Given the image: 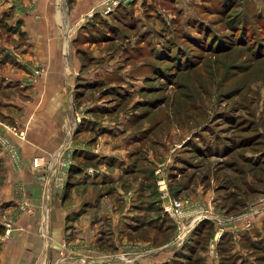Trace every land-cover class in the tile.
I'll use <instances>...</instances> for the list:
<instances>
[{"label":"rangeland","instance_id":"rangeland-1","mask_svg":"<svg viewBox=\"0 0 264 264\" xmlns=\"http://www.w3.org/2000/svg\"><path fill=\"white\" fill-rule=\"evenodd\" d=\"M35 1L24 4L23 0H11L9 6L25 10ZM114 2L93 0L82 16L89 25L77 31L73 46L67 44L65 57L74 54L81 59V67L97 77L84 79L83 84L75 80V87L73 90L70 87L63 101L73 113L75 127L85 125L79 129L80 135L86 134L87 138L96 135L87 130V125L97 128L98 123L104 127L100 128L102 131H109L108 135L101 133L106 140L108 137L112 140L114 133L123 136L134 132L141 142L132 143L128 150L137 148L138 156L146 153L153 157L159 169L165 167L166 171L176 164L174 154L182 149L192 154L188 158L195 165L190 169L182 174L172 169L177 175L171 181L167 176L158 179L164 190L160 196L166 195L163 202H172L187 195L181 209L189 211V223L200 213L210 214L215 221V225L203 231H195L192 226L184 233L175 222L174 234L154 231L153 252L141 256L154 258L152 264H264L262 251L249 249L246 252L249 255L229 256L218 245L219 226H237L246 217L255 216L258 212L249 215L248 210L264 195V29L257 23L260 13L264 14V0H192L182 4V10L161 0H152L149 5L146 1L143 6L142 0H133L123 7L129 10ZM99 5L113 7L101 15L94 11ZM57 6L65 10L62 2ZM0 28V36L8 38L10 34ZM18 42L12 40L10 47L21 56ZM101 55L107 60L89 61ZM35 68L39 72L30 75ZM45 74V64H33L24 81L36 82ZM118 121L122 123L121 132H117ZM217 140L219 149L214 145ZM103 142L99 139V146ZM91 144H97L95 138ZM198 148H205L207 156L199 157L200 153L192 152ZM216 150H220L217 155L213 154ZM75 155L72 150V160ZM138 156L132 160L139 166L148 162ZM249 158H262L263 162L253 164ZM37 179L43 181L44 173H38ZM169 182L172 188H181L183 184L187 187L171 192ZM198 185L204 191H217L227 198L220 203L210 199L194 203L190 194ZM101 230L108 234L105 225H101ZM151 232H139L138 241L152 243ZM180 239L182 242L178 244L176 240ZM105 251V259L114 263L134 255L119 253L108 244Z\"/></svg>","mask_w":264,"mask_h":264},{"label":"crops","instance_id":"crops-1","mask_svg":"<svg viewBox=\"0 0 264 264\" xmlns=\"http://www.w3.org/2000/svg\"><path fill=\"white\" fill-rule=\"evenodd\" d=\"M151 1L142 0L141 5L152 4ZM190 1L161 0L170 2L171 8L177 10H182V4ZM10 2L0 0V27L10 34L8 38L0 36V131L15 142L21 162L14 167L0 148V264H152L154 258L143 257L153 252L151 234L155 231L169 236L177 231L174 221L162 212L158 179L167 176L171 181L177 175L171 172L172 169H177L180 174L190 169L195 165L188 158L192 154L183 149L176 153L178 156L174 154L178 161L165 171V167L157 168L154 158L148 154L138 156L139 149L128 150V146L139 139L134 132L123 136L114 133L112 140L109 137L106 140L104 134L108 135L109 131H102L100 128L104 127L98 123L97 128L87 125V130L96 135L90 138L86 134L80 135L79 129L85 125L75 127L73 113L69 112L67 102L64 103V96L70 87L73 90L75 80L79 79L83 84L84 79L97 76L81 67V59L74 54L65 55L67 44L73 46L76 33L89 23L82 16L93 0H61L65 10L57 6L60 0H36L25 10H13ZM23 2L27 4L28 0ZM143 27L147 25L143 24ZM15 39L20 41L21 56L10 47ZM106 58L101 55L89 61L102 62ZM37 63L45 64L46 74L28 84L24 81L25 75ZM3 125L8 127L3 128ZM117 126V132L123 131L121 121ZM11 127L23 130V135L15 134ZM94 138L97 144L93 146ZM101 138L105 143L103 146L98 144ZM67 145L76 155L69 176L66 172L64 183L67 182L60 185L55 181L56 176L60 177L56 175L57 155ZM192 152L199 154L197 150ZM34 156L41 158V168L32 167ZM136 156L148 162L139 166L132 160ZM198 156L203 157L202 154ZM38 173H44L43 181L37 179ZM169 186L171 192L187 187L183 184L181 188H172L170 182ZM198 187L190 194L194 203L202 204L209 199L220 203L227 198L220 192L209 193ZM20 204L29 209H21ZM189 217V211L185 212L184 233L202 219L195 218L189 223ZM206 219L215 225L213 218ZM6 220L11 224L8 229L4 227ZM101 225L107 227L108 234H104ZM236 225L237 230L235 225L225 224V232L229 234L225 235L229 239L225 248L229 256L249 255L250 252L246 253L249 249L264 252L263 211L252 217L250 226ZM141 231H152V243L138 241L141 239L137 235ZM177 241L180 244L182 239ZM105 244L119 253L134 255L114 263L104 257L107 254ZM137 252H140L138 256Z\"/></svg>","mask_w":264,"mask_h":264},{"label":"built area","instance_id":"built-area-1","mask_svg":"<svg viewBox=\"0 0 264 264\" xmlns=\"http://www.w3.org/2000/svg\"><path fill=\"white\" fill-rule=\"evenodd\" d=\"M133 0H115L114 4L116 3H127ZM112 4V5H114ZM112 5H108L106 8L102 5L97 6L96 11L98 14L104 15L106 13L107 10H112ZM39 70L38 69H33L30 73V75L34 76L36 73H38ZM30 79V78H28ZM8 126L3 125V128H7ZM11 129L13 130V132L19 136L23 135V130H15V127H11ZM0 148H2L6 154L9 156V159L11 161V164L14 167L19 166V162L21 160L20 157V152L18 150V148L16 147V145L10 140L8 139L6 136L3 135V133L0 131ZM71 151L72 148L67 145L65 146L57 155V163H58V170H56V175H59L60 177L56 176V183H59L60 185H64V180H65V176H66V172L67 169L69 168V166L71 165V163L73 162L72 158H71ZM31 165L33 168H38V167H42V163H41V158L39 156H34L31 159ZM60 181V182H57ZM158 185L160 186V191L162 193H164V190L162 188L163 184L161 182V180L158 181ZM166 195L161 196V199H163V197H165ZM187 201V197H184L183 199L179 200H173L172 202H168V201H162L161 206L162 209L164 210V214H166L172 221H174L178 228L180 227V229L182 231H185V224L183 222L184 216H185V212L183 211V209H181V206ZM254 207L250 208L248 210V214H253L255 212L258 211H264V195L261 196L259 198V201H256L254 204ZM19 207L21 209H27V206L25 204H20ZM202 212V211H201ZM200 216H196V218L200 219V218H208L211 217L210 214H199ZM251 219L252 217H246V219H244V222H242L244 224V226L248 227L251 225ZM11 226L9 220L4 221V227L6 229H8ZM235 230H237L238 228L236 226ZM226 230L225 224H221L219 226V232H218V236L222 235Z\"/></svg>","mask_w":264,"mask_h":264},{"label":"trees","instance_id":"trees-1","mask_svg":"<svg viewBox=\"0 0 264 264\" xmlns=\"http://www.w3.org/2000/svg\"><path fill=\"white\" fill-rule=\"evenodd\" d=\"M132 3H130V2H127V3H122L121 5H120V8L122 9L123 7H125V6H128V5H131ZM124 10H129V8H123ZM260 17L258 18V26H259V28L261 29H264V14H262V13H260ZM100 15H98V17H99ZM113 27H116V26H113L112 25V28ZM119 28V27H118ZM120 29H123V27H121ZM216 139V138H215ZM260 139V138H259ZM250 140H253L252 138L250 139ZM254 142V141H253ZM260 142V140H258V143ZM248 143V142H247ZM253 144V143H252ZM214 145H215V148H217V149H219V143H218V140H217V142H215L214 143ZM199 149V148H198ZM200 150V152H198ZM199 150H197V153H200V154H202V155H207L206 153H204L205 152V148H203V149H199ZM220 150H216L213 154H216V153H218ZM260 154H258V156H259ZM250 160H252V158H249ZM261 160H263L262 158L261 159H254V160H252V161H254L253 162V164H256V163H262L263 161H261ZM264 163V162H263ZM252 164V165H253ZM73 165V162L71 163V165L69 166V168H68V171H67V175L70 173V171H71V166ZM69 176V175H68ZM67 176V177H68ZM258 180H261L260 178H258ZM67 182V181H66ZM65 182V183H66ZM233 203L234 204H236V200H233ZM161 208H162V206H161ZM212 227V221L210 220V219H206V218H202V219H200L198 222H196L194 225H193V228H194V230L196 231V230H200V231H203L204 229H210ZM225 235H229L228 233H226V232H224L220 237H219V240H218V245H219V250H226V248H225V243L229 240V239H227V237L225 236ZM224 243V244H223ZM263 255H264V252H263Z\"/></svg>","mask_w":264,"mask_h":264}]
</instances>
